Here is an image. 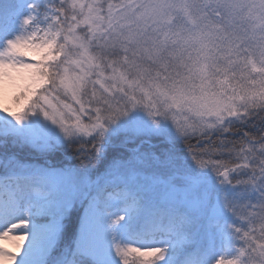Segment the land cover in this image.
<instances>
[{"label": "snow or ice", "instance_id": "obj_1", "mask_svg": "<svg viewBox=\"0 0 264 264\" xmlns=\"http://www.w3.org/2000/svg\"><path fill=\"white\" fill-rule=\"evenodd\" d=\"M0 264H264V0H0Z\"/></svg>", "mask_w": 264, "mask_h": 264}]
</instances>
